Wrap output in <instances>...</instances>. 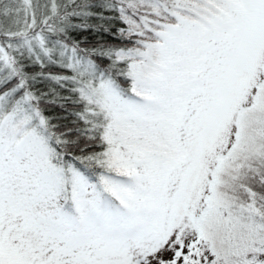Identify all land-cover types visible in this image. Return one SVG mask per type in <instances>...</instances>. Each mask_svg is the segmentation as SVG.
Returning <instances> with one entry per match:
<instances>
[{"label": "snow or ice", "instance_id": "6c2138e0", "mask_svg": "<svg viewBox=\"0 0 264 264\" xmlns=\"http://www.w3.org/2000/svg\"><path fill=\"white\" fill-rule=\"evenodd\" d=\"M0 264H264V0H0Z\"/></svg>", "mask_w": 264, "mask_h": 264}, {"label": "trees", "instance_id": "16d2710c", "mask_svg": "<svg viewBox=\"0 0 264 264\" xmlns=\"http://www.w3.org/2000/svg\"><path fill=\"white\" fill-rule=\"evenodd\" d=\"M89 38L90 41H92V35L91 33H87L86 34ZM94 42V41H92ZM65 95H67V93H65ZM73 110V105L71 104V102L69 101L68 104H67V110H62V109H59L57 108L53 114L55 115H59V116H67L68 117V120L70 121L72 119L71 116H69V113Z\"/></svg>", "mask_w": 264, "mask_h": 264}]
</instances>
